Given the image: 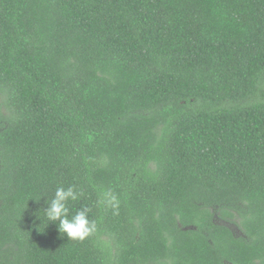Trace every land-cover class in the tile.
Here are the masks:
<instances>
[{"label": "trees", "instance_id": "trees-1", "mask_svg": "<svg viewBox=\"0 0 264 264\" xmlns=\"http://www.w3.org/2000/svg\"><path fill=\"white\" fill-rule=\"evenodd\" d=\"M0 264H264V0H0Z\"/></svg>", "mask_w": 264, "mask_h": 264}, {"label": "clouds", "instance_id": "clouds-1", "mask_svg": "<svg viewBox=\"0 0 264 264\" xmlns=\"http://www.w3.org/2000/svg\"><path fill=\"white\" fill-rule=\"evenodd\" d=\"M81 195L75 186L57 187L51 200L47 201V207L43 209L49 221L48 226L56 225L59 234L72 241H84L97 230V224L90 218L88 210H76L73 214L69 207V203L78 201ZM97 204L113 211L119 209V199L107 190L99 193Z\"/></svg>", "mask_w": 264, "mask_h": 264}, {"label": "rangeland", "instance_id": "rangeland-1", "mask_svg": "<svg viewBox=\"0 0 264 264\" xmlns=\"http://www.w3.org/2000/svg\"><path fill=\"white\" fill-rule=\"evenodd\" d=\"M220 223H222V222H220ZM231 225V226H230ZM228 224V226H230V228L235 232V234H237V236H241L242 234H241V232L239 231V229H237L235 226H234V224Z\"/></svg>", "mask_w": 264, "mask_h": 264}]
</instances>
